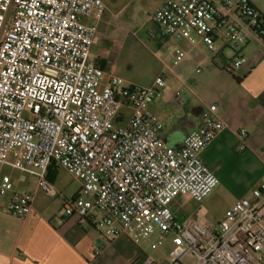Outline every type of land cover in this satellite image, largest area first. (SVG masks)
I'll list each match as a JSON object with an SVG mask.
<instances>
[{
  "label": "built area",
  "instance_id": "obj_1",
  "mask_svg": "<svg viewBox=\"0 0 264 264\" xmlns=\"http://www.w3.org/2000/svg\"><path fill=\"white\" fill-rule=\"evenodd\" d=\"M106 12L103 0H0V212L26 219L34 202L2 174L5 166L37 177L52 198L59 192L47 173L56 167L81 183L64 201V217L84 223L96 211L109 239L129 235L153 250L171 243L163 261L149 253L142 264H184L187 254L194 264H264V177L217 227L180 222L172 210L176 198L202 203L219 184L201 158L226 128L218 105L201 109L203 124L181 148L164 141L150 109L167 86L165 71L192 50L264 45L263 13L251 0H163L149 20L178 46L173 67L144 87L92 57ZM245 63L237 56L233 69ZM176 101L186 105L179 94ZM239 136L242 151L247 132Z\"/></svg>",
  "mask_w": 264,
  "mask_h": 264
},
{
  "label": "crops",
  "instance_id": "obj_2",
  "mask_svg": "<svg viewBox=\"0 0 264 264\" xmlns=\"http://www.w3.org/2000/svg\"><path fill=\"white\" fill-rule=\"evenodd\" d=\"M251 1L264 14V0ZM162 3L163 0L158 8ZM107 24L105 16L98 27L100 38L108 44L113 58L119 52L114 40L101 35V27ZM154 26L159 33L156 25ZM160 38L159 46L163 42H170L162 36ZM102 39L92 48V57L102 60L105 71L115 75V59L109 63V60L93 55V49L101 44ZM227 49L231 52H227ZM208 52L204 46H200L192 50L184 62L188 64L191 60L199 59L200 65L210 66L208 79L215 82L222 72L214 63L220 61L222 70L233 80L225 83L220 88L217 100L209 104L218 105L219 115L226 128L201 154L203 162L219 179L218 186L221 185L226 193L235 197L233 206L239 199L250 197L251 191L260 185L264 177V45L253 40L243 48L220 47L215 53ZM237 56L244 57L246 63L239 70H234L233 62ZM179 67L174 68L172 73L178 74ZM203 81L204 79L201 82ZM190 82L198 85L197 79H191ZM153 104L150 109L155 113ZM187 105L188 102L184 106ZM201 109L200 106L188 107L185 113L174 117L170 129L165 132L163 129L164 141L171 147L181 148L186 135L203 124ZM156 115L162 121V115ZM241 131L247 132L242 151L239 136ZM59 170L51 167L47 173V178L55 187ZM74 180L78 183L74 194L63 195L65 187L59 191L63 195L62 215L59 218L47 214L37 203L38 179L35 192L19 190L15 186L17 191L32 195L34 202L26 219L14 218L0 212V264H142L149 254L146 249L134 244L129 235H121L115 239L106 237L95 225V221L101 217L100 213L93 211V215L84 223L77 216L64 217V201L76 197L81 189L80 181ZM182 199V205L193 202L187 198Z\"/></svg>",
  "mask_w": 264,
  "mask_h": 264
},
{
  "label": "rangeland",
  "instance_id": "obj_3",
  "mask_svg": "<svg viewBox=\"0 0 264 264\" xmlns=\"http://www.w3.org/2000/svg\"><path fill=\"white\" fill-rule=\"evenodd\" d=\"M103 1L107 7L105 16L108 24L101 27L103 32L101 35L113 39L119 52L117 56L112 58L113 52L109 51L108 44L101 37V44L93 49L94 57L109 60V63L115 59V76L121 77L132 84L144 87L151 86L162 73L165 65L173 67V51L178 46L176 41H170L168 44L163 42L159 46L158 41L161 39V35L156 32L154 24L149 20L162 0ZM118 13L119 16L115 17ZM230 48L235 47L230 46ZM227 52H231L230 49H227ZM183 63V66L179 67L180 72L178 74H174L169 70L165 71L164 78L167 86L157 92L154 100L153 110L156 114L160 113L162 115L161 122L164 126V132L170 129L174 117L185 113L188 107L200 106V108H204L208 106L210 102L217 100L220 88L225 83L233 81L222 70L220 61L214 63L216 68H219L222 72L215 82L208 79L210 66L200 65L199 59L191 60L188 64ZM198 68L201 69V74L196 73ZM191 79H197L198 85L191 83ZM202 79H204L203 82H201ZM177 94L180 95L183 101L188 102L187 106L176 101ZM2 174L10 176L14 187L16 186L19 190L36 191L37 179L28 174L7 166L3 168ZM56 185L58 192L65 187V190L62 191L65 196L74 194L78 188V183L64 169L58 171ZM63 195H60L59 192L58 197L52 198L39 189L36 194L37 203L45 209L44 211L47 214L59 218L62 215L61 202ZM234 200L235 197L226 193L219 185L202 203L193 201L182 205L183 199L181 197L176 198L172 204V210L180 222L200 219L207 226L217 227L218 223L230 212ZM101 230L104 231L103 228ZM140 247H144L155 258L163 260L171 250L172 245L167 241L158 250H153L148 243H144ZM182 261L184 264H194L195 258L187 254Z\"/></svg>",
  "mask_w": 264,
  "mask_h": 264
},
{
  "label": "trees",
  "instance_id": "obj_4",
  "mask_svg": "<svg viewBox=\"0 0 264 264\" xmlns=\"http://www.w3.org/2000/svg\"><path fill=\"white\" fill-rule=\"evenodd\" d=\"M264 15V14H263ZM264 19V18H263ZM98 62H99V64H100V66L102 67V68H104V66H105V63L102 61V60H98ZM50 170V169H49Z\"/></svg>",
  "mask_w": 264,
  "mask_h": 264
}]
</instances>
